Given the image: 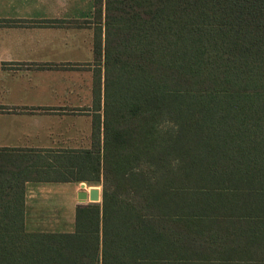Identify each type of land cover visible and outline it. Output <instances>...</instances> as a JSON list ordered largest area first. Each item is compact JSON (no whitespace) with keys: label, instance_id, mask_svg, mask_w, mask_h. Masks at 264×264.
I'll return each mask as SVG.
<instances>
[{"label":"trees","instance_id":"1","mask_svg":"<svg viewBox=\"0 0 264 264\" xmlns=\"http://www.w3.org/2000/svg\"><path fill=\"white\" fill-rule=\"evenodd\" d=\"M94 7L92 149H0V264H264V0ZM26 181L101 201L28 232Z\"/></svg>","mask_w":264,"mask_h":264},{"label":"crops","instance_id":"2","mask_svg":"<svg viewBox=\"0 0 264 264\" xmlns=\"http://www.w3.org/2000/svg\"><path fill=\"white\" fill-rule=\"evenodd\" d=\"M94 10V0H0V149L41 155L92 149L94 86L97 82L101 115L104 80L103 67L94 63ZM58 184L71 185L73 219L78 206L90 204L77 199L81 184L86 192L92 188L84 182L26 181L28 232L73 231L27 228L30 215L40 227L64 221L62 205L49 197Z\"/></svg>","mask_w":264,"mask_h":264},{"label":"rangeland","instance_id":"3","mask_svg":"<svg viewBox=\"0 0 264 264\" xmlns=\"http://www.w3.org/2000/svg\"><path fill=\"white\" fill-rule=\"evenodd\" d=\"M103 100H104V93L102 95V104H103ZM103 107V105H102ZM78 122L80 120H84L82 117L77 118ZM73 121V120H72ZM76 122V121H75ZM86 178V177H85ZM89 178V177H88ZM88 185H92L88 188H99L101 191V186H94L95 184L93 183H89L87 182ZM86 183V184H87ZM53 187H51V189H53V193L49 196L51 201H53L55 204H60L62 205V210H64L66 218L64 219V221H61V225L57 226L56 228H50V227H40V225L38 223H35V219H32L31 215L29 217V221L27 223V228L30 231H44V232H60V231H65L68 232L71 229H73V210L70 209L71 205L69 203V198L70 195L74 196V193L71 191V185H66V184H58V185H52ZM85 203H80V205H83ZM72 213H71V212ZM71 213V214H70ZM69 214L71 215V220L68 219ZM39 225V226H38ZM42 226H46L45 224H42Z\"/></svg>","mask_w":264,"mask_h":264},{"label":"water","instance_id":"4","mask_svg":"<svg viewBox=\"0 0 264 264\" xmlns=\"http://www.w3.org/2000/svg\"><path fill=\"white\" fill-rule=\"evenodd\" d=\"M81 191L77 194V199L79 202L84 203L88 201L89 203H99L100 200V191L98 188H91L86 192L84 184H81Z\"/></svg>","mask_w":264,"mask_h":264}]
</instances>
